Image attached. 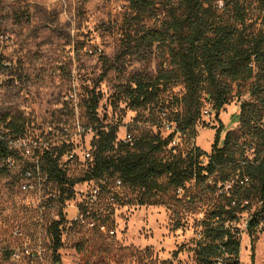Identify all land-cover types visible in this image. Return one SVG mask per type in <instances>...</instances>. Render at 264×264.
Returning <instances> with one entry per match:
<instances>
[{"label": "rangeland", "instance_id": "374dc122", "mask_svg": "<svg viewBox=\"0 0 264 264\" xmlns=\"http://www.w3.org/2000/svg\"><path fill=\"white\" fill-rule=\"evenodd\" d=\"M245 2L247 23L258 27V1ZM156 12L162 18L163 6ZM139 29L124 0H0V129L5 131L10 118H22L29 138H45L53 145L58 142L57 131L68 126L75 144L55 150L62 151L58 167L70 179L90 167L92 150L90 158H83V152L91 146L98 122L116 126L118 139L143 130L166 137L174 130L168 117L179 109L172 97L183 93L181 83L161 89L157 103L140 109L127 106L119 93L131 74L154 76L162 58L156 44L141 42ZM247 83L241 90L235 86L231 102L217 117L204 100L203 108L208 106L210 114L201 112L191 141L206 153L218 128L219 146L227 131H236L239 142L251 139L239 132L240 103L250 99L241 92ZM92 96L98 97V122L90 120ZM76 118L81 133L75 132ZM174 136L176 148L182 149L187 134L174 132ZM70 149L77 156L67 160L63 153ZM169 153L168 148L161 152ZM0 167L5 168L0 169V264H24L25 259L12 258L24 244L41 247L43 260L36 264H196L193 248L200 222L216 195L194 197L197 189L192 182L184 190L187 197L170 192L162 194L163 203L141 205L137 203L141 190L116 186L112 176L65 185L73 195L63 203L59 185L52 180V198L40 206L36 196L19 188L18 169H6L3 161ZM94 187L99 192L96 201H90L87 219L74 221L75 206L80 207L85 192ZM60 219L61 247L54 249L49 231ZM242 221L234 223L240 235L239 264H264V224L250 233ZM100 224L105 231L97 227Z\"/></svg>", "mask_w": 264, "mask_h": 264}, {"label": "trees", "instance_id": "16d2710c", "mask_svg": "<svg viewBox=\"0 0 264 264\" xmlns=\"http://www.w3.org/2000/svg\"><path fill=\"white\" fill-rule=\"evenodd\" d=\"M124 1L140 25L141 42L147 46L156 44L162 58L154 76L131 74L119 93L124 95L127 106L140 109L157 103L161 89L181 83L183 93L172 97L179 109L168 117L175 129L164 138L143 130L132 141L123 142L117 138L116 126L98 122V97L92 96L88 111L90 120L98 123L90 146V167L74 179L65 177L58 167L62 151L44 156L43 167L50 179L58 183L62 203L73 195L65 185L102 181L106 176L115 177L116 186L139 188L137 203L141 205L163 203L162 194L170 192L177 197L176 189L182 187L186 191L192 182L191 186L197 189L194 197L216 195L212 197V208L200 222V237L193 248L196 264H239L240 235L234 223L253 204L247 231L254 233L258 224L264 222V0H256L258 27L247 23L250 17L245 0ZM159 5L164 8L160 19L156 12ZM145 20L153 23L145 24ZM246 82L247 87L241 92L250 99L240 103L239 132L251 139L239 142L236 131H227L219 146L218 128L211 151L206 153L191 141L196 136L204 100L217 117L231 102L235 86L241 90V84ZM5 128L8 134H25L22 118H10ZM174 132L187 134L182 149L169 147ZM166 148L170 153L162 155ZM9 152L7 144L0 140V161ZM201 155L208 157L205 164L199 160ZM241 174L249 176L247 184L233 183L224 189L227 181ZM183 195L187 197L186 192ZM62 222L63 219L54 221L49 231L54 249L61 247ZM97 227L104 230L103 224ZM251 252L253 258V244Z\"/></svg>", "mask_w": 264, "mask_h": 264}, {"label": "built area", "instance_id": "2783aa9c", "mask_svg": "<svg viewBox=\"0 0 264 264\" xmlns=\"http://www.w3.org/2000/svg\"><path fill=\"white\" fill-rule=\"evenodd\" d=\"M202 115H209L210 109L208 106L202 109ZM172 126V124H169ZM175 129V125H174ZM75 132L81 133L83 131V127L81 126L79 119L76 118L75 121ZM56 135H59L56 140L57 143L51 145L47 140L44 139H32L29 138L26 134L22 135H12L8 134V130L2 131L0 129V140L4 141L7 144L10 152L7 156L2 160L3 164L7 169H18L20 183L19 188L24 191L31 193L36 196L37 203L40 206H44L45 202H49L51 200L52 195L49 192L52 179H50L48 172L43 167V158L46 155L55 154V147H63V146H71L75 144L71 137V131L68 126H62L60 131H57ZM176 136L172 138L169 146H176ZM134 136L131 133H127L124 138L119 140L123 142L132 141ZM253 151V148H250V152ZM62 156V155H61ZM60 156V157H61ZM63 156L67 157V160H72L77 156L75 149H70L63 153ZM90 158V145L87 147L86 152H83V158ZM252 155L250 156V158ZM19 158H22L19 160ZM208 157L206 155H201L199 160L201 163L205 164ZM90 180L86 181V184H89ZM249 182V176L246 174H241L235 177L234 180L227 181L224 184V189H228L233 183L237 185H244ZM98 188L94 187L90 190V188L85 192L82 207L75 206L76 212L71 217L74 221H84L87 219V214L89 213L90 201L93 203L96 201L98 196ZM178 196L184 193V189L182 187H178L175 191ZM113 199V196H111ZM247 203V201H245ZM260 205V202L256 203ZM255 204H253L250 211H244L241 213L240 219H243L242 226L244 228H248L250 224V220L252 219L253 209ZM85 210V211H84ZM238 223V222H237ZM236 223V224H237ZM260 224H264V222H260ZM43 251L40 246L30 247L27 244L22 245L20 248L15 249L12 254L13 259H25L24 264H35L41 262L43 260Z\"/></svg>", "mask_w": 264, "mask_h": 264}]
</instances>
